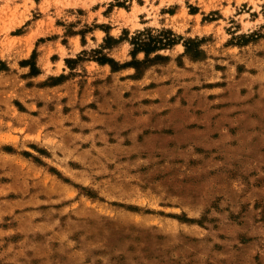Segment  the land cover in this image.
I'll return each instance as SVG.
<instances>
[{"label": "rangeland", "instance_id": "1", "mask_svg": "<svg viewBox=\"0 0 264 264\" xmlns=\"http://www.w3.org/2000/svg\"><path fill=\"white\" fill-rule=\"evenodd\" d=\"M0 60V264H264V0H0Z\"/></svg>", "mask_w": 264, "mask_h": 264}, {"label": "trees", "instance_id": "2", "mask_svg": "<svg viewBox=\"0 0 264 264\" xmlns=\"http://www.w3.org/2000/svg\"><path fill=\"white\" fill-rule=\"evenodd\" d=\"M180 39L181 38H178L173 31L167 29L155 30L152 28H146L143 31H138L133 37L130 38L129 41L133 46L132 55L134 57V60L132 62L126 63L124 66H135L136 69H138L140 64L145 63L147 61L140 62L136 60L137 53L144 52L146 55V59L149 60V57L153 52L171 48L172 46L177 44ZM107 40L114 39L109 37ZM194 43H196L194 40H189V42H187V52L190 53L194 51L195 57H200L202 52L198 49L199 46L196 50H193L192 45H194ZM95 52L100 53L101 51L95 50ZM98 61L103 64H110L113 69H116V67L119 65L117 64V62H115L111 58H108L107 56H102L101 58H98ZM5 67L6 64L0 60V70L5 69ZM118 67L122 66L119 65Z\"/></svg>", "mask_w": 264, "mask_h": 264}]
</instances>
